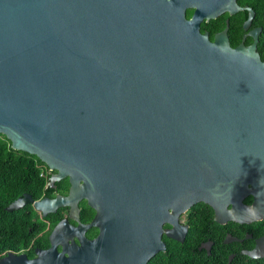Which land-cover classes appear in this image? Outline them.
<instances>
[{"label": "water", "instance_id": "obj_1", "mask_svg": "<svg viewBox=\"0 0 264 264\" xmlns=\"http://www.w3.org/2000/svg\"><path fill=\"white\" fill-rule=\"evenodd\" d=\"M239 1L0 0V134L55 171L51 186L70 183L65 197L23 194L5 210L67 207L77 225L0 264H147L184 242L197 203L218 224L264 218V62L201 30ZM81 198L96 211L88 224ZM262 247L264 234L242 255Z\"/></svg>", "mask_w": 264, "mask_h": 264}, {"label": "trees", "instance_id": "obj_2", "mask_svg": "<svg viewBox=\"0 0 264 264\" xmlns=\"http://www.w3.org/2000/svg\"><path fill=\"white\" fill-rule=\"evenodd\" d=\"M48 170L37 156L13 150L11 142L0 134V258L7 253L20 254L27 250L33 255L34 249L40 247L38 235L44 232L33 206L29 204L10 213L5 208L23 194H29L33 200L41 199L50 176ZM189 219L184 242L172 245L147 264H264V259L245 255L228 259L224 230L231 231L237 224L220 226L208 205L192 206ZM207 241L214 243L210 254L199 249Z\"/></svg>", "mask_w": 264, "mask_h": 264}, {"label": "flooded vegetation", "instance_id": "obj_3", "mask_svg": "<svg viewBox=\"0 0 264 264\" xmlns=\"http://www.w3.org/2000/svg\"><path fill=\"white\" fill-rule=\"evenodd\" d=\"M195 11V7H185L184 17L189 20ZM201 30L207 35L211 42H214L217 37H223L227 40L231 48L239 46L254 47L256 53L260 59L264 62V0H240L235 6L221 12L220 14L206 20L202 23ZM50 176L55 171L48 170ZM49 176V178H50ZM47 183L45 186L41 199H53L56 196H67L70 191V183L68 177L52 183ZM38 199V200H41ZM254 198L252 195L244 198V204H251ZM77 213L76 220L79 224H88L92 220L96 211L93 207L86 204V198H81L77 201ZM194 206V205H193ZM191 209V208H190ZM190 209L182 214L188 222L189 228V212ZM38 212V211H37ZM38 218L43 228V234L38 235L40 247L34 249V254L30 251H26L28 258L35 256V250L48 249L51 245L50 234L56 225L62 221H65L70 227L77 226L67 210V207H60L55 212L47 213L45 216L38 212ZM214 218V212H213ZM229 223H235L237 226L231 231L224 230V238L229 235V238H233L228 243L226 250L228 253V259L230 261L237 256L242 255L243 251L251 252L253 246L257 243V240L264 234V218L262 220L253 221L251 223H237L235 221H227L225 224H219L225 227ZM99 228L91 227L84 231L83 236L88 240L95 239L99 234ZM188 231V230H187ZM72 242L78 244L76 236H72ZM210 250L214 243L207 241L206 244H210ZM70 244V241L67 240ZM203 244V243H202ZM56 249L61 251L60 244H57ZM260 257L256 259H264V247L259 250ZM31 256V257H29Z\"/></svg>", "mask_w": 264, "mask_h": 264}]
</instances>
